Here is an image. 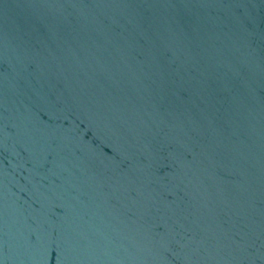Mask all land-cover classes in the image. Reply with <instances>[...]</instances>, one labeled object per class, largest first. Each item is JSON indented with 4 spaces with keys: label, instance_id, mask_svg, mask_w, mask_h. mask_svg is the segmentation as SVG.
Returning a JSON list of instances; mask_svg holds the SVG:
<instances>
[{
    "label": "water",
    "instance_id": "obj_1",
    "mask_svg": "<svg viewBox=\"0 0 264 264\" xmlns=\"http://www.w3.org/2000/svg\"><path fill=\"white\" fill-rule=\"evenodd\" d=\"M0 264H264V0H0Z\"/></svg>",
    "mask_w": 264,
    "mask_h": 264
}]
</instances>
